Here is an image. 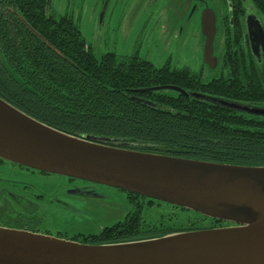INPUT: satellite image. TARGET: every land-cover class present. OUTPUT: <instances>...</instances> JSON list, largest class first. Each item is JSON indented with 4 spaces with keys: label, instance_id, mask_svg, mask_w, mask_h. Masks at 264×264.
<instances>
[{
    "label": "trees",
    "instance_id": "1",
    "mask_svg": "<svg viewBox=\"0 0 264 264\" xmlns=\"http://www.w3.org/2000/svg\"><path fill=\"white\" fill-rule=\"evenodd\" d=\"M216 1L207 3L218 6L216 46L222 50L220 60L237 63L232 67L233 77L216 85L199 83L192 89L198 91L185 92L264 108V79L255 65H243L253 62L242 37L244 4L231 0V13L228 0ZM246 1L264 22V0ZM219 5L225 19H221ZM4 6L14 7L29 26L16 18H11L12 26L0 21V98L22 113L65 134L98 138L109 147L264 167L263 116L182 94L144 92L167 84L188 87L185 83L189 81L187 77L178 79L167 69H156L138 56L106 54L97 59L86 49L79 28L71 20L47 15L46 0H0V8ZM116 191L125 195L131 208L123 222L104 227L99 234L60 238L85 245H113L232 225ZM44 222L35 209L22 210L19 204L0 207V227L45 234L41 229Z\"/></svg>",
    "mask_w": 264,
    "mask_h": 264
},
{
    "label": "water",
    "instance_id": "2",
    "mask_svg": "<svg viewBox=\"0 0 264 264\" xmlns=\"http://www.w3.org/2000/svg\"><path fill=\"white\" fill-rule=\"evenodd\" d=\"M201 29L206 39L205 61L215 64L218 12L207 6L202 12ZM255 31L264 55V29L259 22ZM252 51L256 54L254 45ZM166 89L169 87L144 92ZM176 90L188 98L264 117V108ZM0 159L232 224L113 245H85L0 227V264H264V167L200 162L109 147L98 138L76 137L48 127L1 98Z\"/></svg>",
    "mask_w": 264,
    "mask_h": 264
},
{
    "label": "rangeland",
    "instance_id": "3",
    "mask_svg": "<svg viewBox=\"0 0 264 264\" xmlns=\"http://www.w3.org/2000/svg\"><path fill=\"white\" fill-rule=\"evenodd\" d=\"M49 4L56 16H68L77 23L97 59L109 53H139L156 68L169 60L172 67L200 71L195 63L203 44L198 0H49ZM207 6L218 12L216 3ZM206 75L213 73L206 71ZM96 193L108 197L71 199L68 211L51 208L41 226L45 235L99 234L126 219L131 208L124 194L109 189Z\"/></svg>",
    "mask_w": 264,
    "mask_h": 264
},
{
    "label": "flooded vegetation",
    "instance_id": "4",
    "mask_svg": "<svg viewBox=\"0 0 264 264\" xmlns=\"http://www.w3.org/2000/svg\"><path fill=\"white\" fill-rule=\"evenodd\" d=\"M212 0H199V7L201 11H203L207 7V3ZM229 8L232 13L233 5L232 1L228 0ZM218 2V0H217ZM244 4V10L241 11L243 17V41L245 50L247 53H251L253 62H244L243 65H248V63H252L255 65L257 72L260 76L264 79V55H263V48L259 45V40L256 39L255 36V26L259 22L264 29V22L260 15L255 11L253 6L246 0H242ZM239 4L236 5L238 7ZM221 11V19H225L224 16V8L219 5ZM46 10L47 15L49 17H53L55 19L60 18H67L71 20L78 28L79 26L77 23L68 16H56L51 11V6L49 4V0H46ZM201 13V12H200ZM219 14V13H218ZM11 18H16L17 20L21 21L22 24L27 28L29 26L25 23V21L19 15V12L14 7L4 6L0 8V21L4 22L5 26L10 25L12 26ZM250 19V21H249ZM230 24L233 26L234 21L230 19ZM258 21V22H257ZM253 23V25H252ZM217 24V21H216ZM200 31H202L201 26L199 27ZM81 36L85 42L86 49H91L87 46L82 31ZM205 37L203 36V44L200 46V52H198V59L195 62L197 65L200 66V71H194L189 67H172L170 61L168 60L166 64L161 68H156L155 65L150 62L149 60L142 58L139 53H134L129 56H117L118 57H132L138 56L141 59L151 63L156 69H167L168 73H174L178 79H186L189 82L185 84L188 87L179 86V85H172L167 84L160 87H169V89L164 90L169 95L171 94H182L176 89L180 90H191V91H198L192 90L197 88L199 83L203 85L207 84H220L222 82H226L232 79V67L235 66L237 63L232 62H225L221 59V48L216 46V42L214 44V53L213 57L218 58L217 63L206 62L204 58V44H205ZM252 45L256 48V54L252 51ZM92 50V49H91ZM93 52V50H92ZM113 54V53H109ZM95 55V54H94ZM97 58V57H96ZM206 71H211L213 73L212 77H207ZM188 72L189 74L186 76L185 73ZM181 82V81H180ZM183 83V82H182ZM184 84V83H183ZM191 86V88H190ZM158 88V87H156ZM171 88V89H170ZM183 95V94H182ZM207 95H211L207 93ZM212 96V95H211ZM54 178H58L60 181L59 183L54 182L56 180ZM114 190L105 186L92 184L80 180L59 177L55 175H48L45 173H41L32 169L24 168L19 165L4 161L0 159V207L4 204L11 205V204H19V207L22 210H25L27 207L35 209L38 211L42 216H44V220L47 217V212L51 210V208L56 207L57 209H64L69 210L70 201L74 198H79L82 200H90V199H99L103 200L108 196L97 194V190ZM117 192V191H116ZM96 195H99L101 198H97Z\"/></svg>",
    "mask_w": 264,
    "mask_h": 264
}]
</instances>
